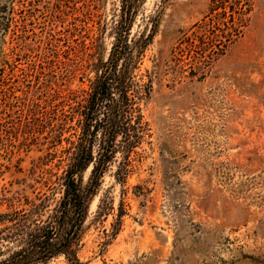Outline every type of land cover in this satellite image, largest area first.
Here are the masks:
<instances>
[{"label":"rangeland","instance_id":"374dc122","mask_svg":"<svg viewBox=\"0 0 264 264\" xmlns=\"http://www.w3.org/2000/svg\"><path fill=\"white\" fill-rule=\"evenodd\" d=\"M211 1L144 0L138 10L132 36H153L141 71L152 79L148 134L124 182L121 154L103 177L83 264H264V0H243L244 16L235 0L217 10ZM121 8L0 0V198L24 207L54 192L75 139L61 132L64 115L109 60Z\"/></svg>","mask_w":264,"mask_h":264},{"label":"trees","instance_id":"16d2710c","mask_svg":"<svg viewBox=\"0 0 264 264\" xmlns=\"http://www.w3.org/2000/svg\"><path fill=\"white\" fill-rule=\"evenodd\" d=\"M228 1L212 0V10L223 8ZM143 2L122 0L109 60L89 88L77 96L81 100L71 113L64 115L61 132L75 139L69 140V163L54 192L38 194L34 200L24 197V207H16L19 197L0 198V206H8L0 211V264H46L58 257L83 264L78 254L92 199L118 154L122 155L118 180H126L133 156L148 134L141 105L151 96L152 79L141 71L153 36H132ZM234 5L236 13L244 16L248 4L235 0ZM8 10L9 24L17 23L15 4ZM241 27L235 30L236 38ZM90 169L84 186L83 175Z\"/></svg>","mask_w":264,"mask_h":264}]
</instances>
